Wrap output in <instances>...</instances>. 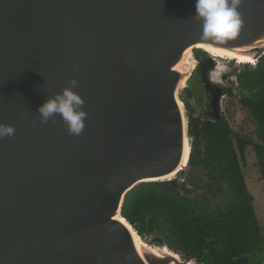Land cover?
Instances as JSON below:
<instances>
[{"label": "water", "instance_id": "water-1", "mask_svg": "<svg viewBox=\"0 0 264 264\" xmlns=\"http://www.w3.org/2000/svg\"><path fill=\"white\" fill-rule=\"evenodd\" d=\"M194 12V0H0V123L15 128L0 138V264H197L140 245L122 212L135 186L189 165L181 96L197 69L208 115L222 116L215 60L195 50L264 54V0H242L224 44L201 38ZM72 77L87 112L78 136L38 113Z\"/></svg>", "mask_w": 264, "mask_h": 264}, {"label": "trees", "instance_id": "trees-1", "mask_svg": "<svg viewBox=\"0 0 264 264\" xmlns=\"http://www.w3.org/2000/svg\"><path fill=\"white\" fill-rule=\"evenodd\" d=\"M195 55L200 59L206 52L197 49ZM229 76L235 77L239 101L255 122L257 142L236 132L225 116L210 118L208 102L204 115L195 117L190 102L193 92L186 88L181 98L193 138L188 167L174 182L135 186L127 194L122 212L138 226L143 239L152 238L153 245L165 244L197 264H262L264 227L243 167L246 149L252 145L264 184V54L255 66L234 68ZM224 91L235 95L233 88ZM194 93L203 105L204 98Z\"/></svg>", "mask_w": 264, "mask_h": 264}, {"label": "clouds", "instance_id": "clouds-1", "mask_svg": "<svg viewBox=\"0 0 264 264\" xmlns=\"http://www.w3.org/2000/svg\"><path fill=\"white\" fill-rule=\"evenodd\" d=\"M241 3L242 0H194L195 12L192 16L202 25L201 38L219 44L235 39L243 23L239 12ZM208 53L210 54L209 57L213 58L211 53ZM225 58L229 62H239V60ZM214 60L215 63L218 62L217 59L214 58ZM238 64L256 65V62ZM216 65L220 66L219 64ZM78 83V80L72 77L67 86H64L59 92L49 95L38 106L41 123H47L58 115L71 135L78 136L82 133L87 112L83 107L85 103L83 97L74 90ZM14 134L15 128L13 125L0 123V138L10 137Z\"/></svg>", "mask_w": 264, "mask_h": 264}, {"label": "rangeland", "instance_id": "rangeland-1", "mask_svg": "<svg viewBox=\"0 0 264 264\" xmlns=\"http://www.w3.org/2000/svg\"><path fill=\"white\" fill-rule=\"evenodd\" d=\"M216 64H219L222 68L221 70H218L217 68L211 69L214 73L213 76L217 78L216 80L220 82L225 87L233 88L234 96L226 95L225 98L222 101V116H225V118L229 121L232 128L238 132L243 137H247L254 142H257V138L255 135V122L251 115L249 114V111L242 106L240 103V96L237 90V83L235 77L229 76L231 71H233L234 68L242 69L244 65H239L238 63L232 61L229 62V60L217 58ZM242 64V63H241ZM255 64H250V66H254ZM220 69V68H219ZM218 70V71H217ZM216 73V74H215ZM198 73H194L192 78L190 79L188 83V89L192 90L193 92V98H191L190 102L194 108V116L195 117H202L205 112V104L208 102L209 106V95L208 92L204 90V83H200V79ZM201 77V76H200ZM214 77V79H215ZM200 79V80H199ZM184 92V91H183ZM198 93L204 98V104L199 105L195 93ZM183 94V93H182ZM208 113V108H207ZM243 172L245 175V179L247 181L248 187L251 191V193L254 196V209L257 214L258 220L261 224V226L264 227V184L261 180V174L259 171V168L257 166V157L256 152L253 148V146H248L246 149V164L243 167ZM183 179H180L182 181ZM194 195V193L192 194ZM146 244H151L152 238L143 239ZM264 264V261L263 263Z\"/></svg>", "mask_w": 264, "mask_h": 264}, {"label": "bare ground", "instance_id": "bare-ground-1", "mask_svg": "<svg viewBox=\"0 0 264 264\" xmlns=\"http://www.w3.org/2000/svg\"><path fill=\"white\" fill-rule=\"evenodd\" d=\"M211 52H212V53H211V56H213V58H215V59H216V57H217V58H224V57H225L224 55H222V54H224V53H223L222 51H220V50H218V51H214V50H212ZM230 59H231V58H230ZM241 59H242V60H241ZM241 59L239 60L238 63L241 64V63L247 62V61H246L247 59H244V58H241ZM219 68H220V69H219ZM217 69H218V70H221L222 68H221L220 66H219V67L217 66ZM218 70H217V71H218ZM213 74H214V73H212V76H213ZM215 74H216V73H215ZM214 77H215V75L212 77V79H214ZM216 79H217V78L215 77L214 81H216ZM189 155H190V152H189L188 149H186V157L189 156ZM187 167H188V166H187ZM172 178H174V177H172ZM139 242H140V245H146V243H145V241L143 240V238L140 239Z\"/></svg>", "mask_w": 264, "mask_h": 264}, {"label": "flooded vegetation", "instance_id": "flooded-vegetation-1", "mask_svg": "<svg viewBox=\"0 0 264 264\" xmlns=\"http://www.w3.org/2000/svg\"><path fill=\"white\" fill-rule=\"evenodd\" d=\"M210 56V54L208 53V52H206V55L204 56V57H201L200 58V60H203V59H205V58H208ZM216 59H217V57H216ZM221 59H224V58H221ZM226 59V58H225ZM213 70V69H212ZM212 70H210L209 71V75H210V78L212 79V72L214 71H212ZM196 73H198L200 76H201V73H200V71L197 69L196 70ZM213 80V82L214 83H216V84H218L219 86H221L222 88H223V90H225L227 87H225V86H223L222 84H220V82L219 81H214V79H212ZM225 92V91H224ZM208 95H209V93H208ZM209 102H210V96H209ZM221 115H222V113H221ZM210 117V116H209ZM222 117V116H221Z\"/></svg>", "mask_w": 264, "mask_h": 264}]
</instances>
